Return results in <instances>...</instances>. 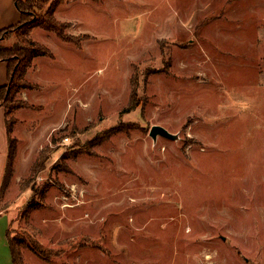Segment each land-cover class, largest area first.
<instances>
[{"label": "rangeland", "instance_id": "obj_1", "mask_svg": "<svg viewBox=\"0 0 264 264\" xmlns=\"http://www.w3.org/2000/svg\"><path fill=\"white\" fill-rule=\"evenodd\" d=\"M53 1L0 42L52 52L4 105L19 264H264V0H61L79 45Z\"/></svg>", "mask_w": 264, "mask_h": 264}, {"label": "trees", "instance_id": "obj_2", "mask_svg": "<svg viewBox=\"0 0 264 264\" xmlns=\"http://www.w3.org/2000/svg\"><path fill=\"white\" fill-rule=\"evenodd\" d=\"M39 0H15L16 7L20 13V21L18 24L7 27L5 29L0 30V42L7 39L6 36L13 31L14 29L27 27L29 21H32L34 15L31 12L28 5L31 6L30 3L36 4ZM61 3V0H54L50 5L46 16L38 18L34 24V27L43 28L46 31H53L56 33L59 38H61L65 42L75 43L79 45V42L74 41V37L71 35H66L61 31V21L57 20L55 17V10L58 5ZM34 23V22H33ZM33 27V26H32ZM27 27L24 32L29 30ZM39 56H48L52 57V52L47 47L36 43L35 41L29 40L26 38L24 40L21 38L18 43L11 46H4L0 43V61H5L7 63V75L8 82L0 87V108L3 107L6 111L7 117L11 112L8 111V107L6 102L12 103L14 101V96L20 91L19 89H32L33 86L24 82V77L27 69L31 66L32 61L35 57ZM24 104L19 105L18 107H23ZM7 132L10 135L12 132L11 126L7 125ZM15 138H9V153H8V161L7 166L8 171L12 169V163L15 157ZM7 240L9 243V248L11 252L12 262L13 264H19V258L16 251V243L12 237L8 234L7 231Z\"/></svg>", "mask_w": 264, "mask_h": 264}, {"label": "crops", "instance_id": "obj_3", "mask_svg": "<svg viewBox=\"0 0 264 264\" xmlns=\"http://www.w3.org/2000/svg\"><path fill=\"white\" fill-rule=\"evenodd\" d=\"M14 0H0V30L13 26L20 21V13L15 8ZM5 61H0V87L8 82V75L5 72ZM9 134L7 132V115L3 107L0 108V191L8 161ZM9 216L0 211V248L6 252L7 257L0 261V264H13L7 231L9 230Z\"/></svg>", "mask_w": 264, "mask_h": 264}, {"label": "water", "instance_id": "obj_4", "mask_svg": "<svg viewBox=\"0 0 264 264\" xmlns=\"http://www.w3.org/2000/svg\"><path fill=\"white\" fill-rule=\"evenodd\" d=\"M0 38H3V36H1ZM149 135L153 139H156L158 136H163L168 139H174L176 137L174 134L170 133L167 129L160 125H153L150 128Z\"/></svg>", "mask_w": 264, "mask_h": 264}]
</instances>
